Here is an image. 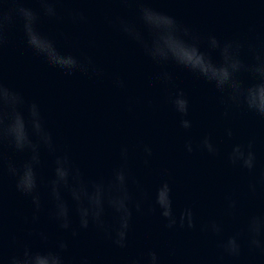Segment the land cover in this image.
I'll return each mask as SVG.
<instances>
[{"label":"clouds","instance_id":"9594fccd","mask_svg":"<svg viewBox=\"0 0 264 264\" xmlns=\"http://www.w3.org/2000/svg\"><path fill=\"white\" fill-rule=\"evenodd\" d=\"M60 0H36L39 10L22 6V0H3L0 3V52L6 41V29L19 21L22 26L26 46L37 56L43 58L50 66L59 69L66 75L80 73L96 77L103 76L102 69L98 68L91 58L78 59L67 53H61L54 42L38 30L41 14L49 19H56V3ZM128 3L129 0H121ZM138 8V20L143 26L144 33L135 24L124 20L118 21L119 30L133 41L143 54L155 65H175L197 79L212 85L221 94V103L225 108H245L247 111L264 119V51L254 45H245L238 40L221 41L215 36H208L204 40L193 34L191 30L180 24L173 16L158 12L155 9L143 6L142 0ZM5 5H9L5 7ZM74 21L83 22L81 14L72 16ZM202 44L204 45L202 47ZM242 54L251 57V62H245ZM247 76L251 83L246 84L242 78ZM162 85L172 82V76L167 72H160L153 80ZM114 85L124 87L119 78L114 79ZM169 103L179 115V125L184 130L192 127L187 119L189 102L182 90H177L170 96ZM227 115V112H225ZM231 131L227 132L231 136ZM11 148L17 153H27L28 158L20 165L8 161L4 155L5 148ZM209 154L215 155L217 148L208 136H205L197 145ZM41 149L46 150L54 157L52 176L45 187L49 202V219L60 231L77 236V229L73 227L72 216L78 220L79 230H87L94 226L97 230L109 235L112 243L118 248H125L132 219V208L141 211V202L133 203L129 191L131 177L127 171V147L121 148V167L114 169L111 178L105 182L85 181L78 168L74 167L69 156L57 154V148L51 134L46 130L44 118L39 106L35 102H26L24 97L3 82L0 76V175L6 170L15 180V190L30 198L33 205V221L38 220V213L42 210L40 185L37 169L41 164ZM187 152L193 151L191 142L185 145ZM145 161L152 152L148 146L144 149ZM233 165L251 172L255 167V155L252 143L247 146L236 145L228 155ZM264 179V177H262ZM132 183H136L131 180ZM249 191L255 192V185H249ZM155 208L159 209L160 216L167 222L166 227L172 228L177 223L193 228V213L191 209L183 210L179 218L173 213L171 189L168 182H162L155 191ZM229 209L235 208V202L229 201ZM110 211L116 218L117 224L109 233L105 222L106 212ZM214 234L221 229L216 223L205 226ZM29 236L33 233L29 232ZM40 240L46 244L48 237L38 233ZM264 216H251L245 226L222 242L220 247L229 257H239L241 243L246 241L250 251H259L264 254ZM16 251L6 254L2 226V185H0V264H66L64 253L68 250L66 240L57 241L55 248L33 249L19 241H13ZM79 264H88L81 259ZM130 264H159V257L154 251H148L139 259Z\"/></svg>","mask_w":264,"mask_h":264},{"label":"water","instance_id":"95a60500","mask_svg":"<svg viewBox=\"0 0 264 264\" xmlns=\"http://www.w3.org/2000/svg\"><path fill=\"white\" fill-rule=\"evenodd\" d=\"M251 45L264 51V33ZM242 58L251 62L246 54ZM242 78L246 84L252 82ZM221 99L211 85L188 111L192 127L184 130L178 122L135 176L136 183L129 184L133 203L140 201L141 211L132 208L126 247H116L109 235L97 230L79 261L130 264L154 251L159 264H264V254L250 251L243 239L239 257L227 256L220 247L251 216H264V119L243 107L226 109ZM205 136L216 146L215 155L197 148ZM189 142L191 153L185 149ZM250 142L255 155L251 172L228 160L234 146ZM165 181L171 189L174 215L178 220L183 210L191 209L193 228L179 223L166 227L154 203L155 191ZM250 184L255 185L254 193L249 191ZM229 201L235 202V208L229 209ZM105 222L111 233L117 224L115 216L110 212ZM211 223L220 227L219 234L204 230Z\"/></svg>","mask_w":264,"mask_h":264}]
</instances>
